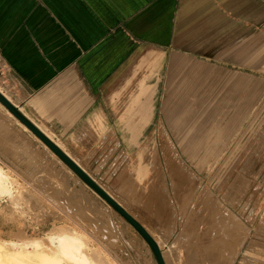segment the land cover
I'll list each match as a JSON object with an SVG mask.
<instances>
[{
	"label": "rangeland",
	"instance_id": "1",
	"mask_svg": "<svg viewBox=\"0 0 264 264\" xmlns=\"http://www.w3.org/2000/svg\"><path fill=\"white\" fill-rule=\"evenodd\" d=\"M198 3L217 9L220 20L216 15L201 33L206 43L197 49L187 44L156 49H164L165 56L154 77L159 86L153 116L142 112V117L132 104L150 71L143 63L127 85L117 88L124 101L115 105L118 117L110 115L109 131L102 138L96 132L85 137L89 146L80 149L87 160L80 163L160 242L166 264H264V15L218 0H189L188 5ZM177 19L176 13L174 25ZM229 40L241 45L230 52H224L229 46L216 44L203 51L205 45ZM142 44L137 40L138 47ZM252 50L258 55L251 59ZM180 51L192 62L168 71L170 56ZM0 87L6 91L1 82ZM173 97L180 104L175 112L187 122H204L195 127L199 136L214 131L196 151L183 146L181 132L170 124ZM122 117L130 123L126 127ZM1 119L11 139L0 136V168L12 178L19 206L0 197V263L7 264L8 253L27 238L54 248L52 237L74 227L91 245L109 243L123 264H159L133 225L2 108ZM129 130H144L138 145L129 142ZM143 147L155 148L156 156L148 150L142 162L147 170L140 173L137 155ZM88 206L94 209L88 212Z\"/></svg>",
	"mask_w": 264,
	"mask_h": 264
},
{
	"label": "crops",
	"instance_id": "2",
	"mask_svg": "<svg viewBox=\"0 0 264 264\" xmlns=\"http://www.w3.org/2000/svg\"><path fill=\"white\" fill-rule=\"evenodd\" d=\"M218 1L264 15L260 1ZM188 2L0 0V82L6 89L2 92L87 171L80 163L87 160V153L80 148L89 146L86 136L96 132L102 138L109 131L110 115L115 116V105L124 101L118 98L117 88H123L129 79L125 82L124 74L118 76L123 68L138 62L147 63L149 72L158 71L165 56L164 49L157 53L158 47L187 44L197 49L206 43H202L201 33L216 15L220 20L217 9L199 3L190 7ZM176 13L179 23L174 25ZM137 40H143L140 47ZM238 43L214 42L205 45L203 51L216 44L229 46L224 52H230ZM248 55L252 59L258 51ZM157 56L160 60L156 63ZM190 62L180 51L170 56L167 70H181ZM154 77L150 80L157 82ZM93 126L98 130H91ZM129 131V142L138 145L144 130ZM148 150L156 156L155 148H142L137 155L140 173L147 170L142 162ZM126 185L123 192L129 189ZM101 186L128 210L114 193Z\"/></svg>",
	"mask_w": 264,
	"mask_h": 264
},
{
	"label": "bare ground",
	"instance_id": "3",
	"mask_svg": "<svg viewBox=\"0 0 264 264\" xmlns=\"http://www.w3.org/2000/svg\"><path fill=\"white\" fill-rule=\"evenodd\" d=\"M139 60V58L135 59V62ZM135 64H129L127 67L125 66L123 70L119 73L118 76H122L125 78V82L128 78L135 74L140 63L136 62ZM135 65V66H134ZM146 66V65H145ZM144 69V68H143ZM170 72L172 70H169ZM159 72L155 69L148 72L144 79H142V83H140L139 88L141 91L135 98L132 99V104H137L138 110L141 112V116L144 117L142 112H146L149 117L153 116L154 108H155V94L157 91L158 81L153 82L151 77L155 76ZM125 76V77H124ZM131 90V89H130ZM0 91H3L0 88ZM129 91V90H128ZM135 91V90H134ZM133 92V91H132ZM130 92V93H132ZM133 95V93H132ZM176 98L171 99V112L169 115V121L173 128L179 129V132L182 134V144L187 149L192 147L195 151L202 146L204 140H208L211 138L213 134V130H208L209 133H203L202 135H198L195 127L196 125L202 124L204 125L203 121H199L197 123L193 121L187 122L185 120L184 114L176 113V110H179L180 104L177 103ZM185 105V104H184ZM0 108L6 111L14 120L24 127V129H28V132L39 142H41L46 149L54 155L62 164L75 176L77 179L83 181V183L90 188L98 197L105 201V203L110 207L114 212H116L123 220L128 222V224L132 225L128 220H126L114 207L108 203L100 194H98L92 187H90L66 162H64L48 145H46L36 134H34L24 123H22L2 102H0ZM186 109H189L188 102L186 104ZM139 115V113H138ZM166 115V114H165ZM125 118V117H124ZM127 118V117H126ZM124 127H126L125 119H123ZM6 121L4 119L0 120V136L2 138H6L7 140L11 139L10 134L8 133V127L6 126ZM185 127L192 128L191 130H183ZM178 132V133H179ZM168 140V139H167ZM171 142V141H170ZM167 142V147L172 146L171 143ZM166 145V144H164ZM173 148V147H171ZM176 148V147H174ZM166 149V147H165ZM164 149V150H165ZM167 150V149H166ZM170 150V149H169ZM168 151V150H167ZM172 152L176 153L175 149H171ZM166 153V152H164ZM173 153V154H174ZM167 154V153H166ZM167 156V155H166ZM169 156V154H168ZM166 158V157H165ZM50 181L52 183H57L61 185L57 176L55 174H49ZM49 182V180L45 179ZM12 178L5 173L0 168V197L1 198H8V200L15 205H18L16 193L13 191L12 187L10 186V182H12ZM106 190V189H105ZM107 191V190H106ZM108 192V191H107ZM46 193H50L46 191ZM109 193V192H108ZM110 194V193H109ZM111 195V194H110ZM92 211L93 207L86 208ZM126 209V208H125ZM127 210V209H126ZM148 230V229H147ZM151 232V231H150ZM23 233V231H21ZM24 235V234H23ZM144 239V238H143ZM145 244L148 242L144 239ZM51 244L54 248L50 247L43 243L39 239H31L27 238V241L20 246L18 249L10 251L7 255L8 262L7 264H123V261L120 259L118 255H114L111 253L109 247V243H105L103 247H97L91 245L90 239L83 234L82 232L77 231L74 227L71 229H67L63 231L61 234H55L52 237ZM159 245L160 242H159ZM148 247L150 245L148 244ZM161 247V246H160ZM151 249V248H150ZM164 253V252H163ZM166 260V259H165ZM167 263V262H166ZM2 264V263H0ZM5 264V263H3Z\"/></svg>",
	"mask_w": 264,
	"mask_h": 264
},
{
	"label": "water",
	"instance_id": "4",
	"mask_svg": "<svg viewBox=\"0 0 264 264\" xmlns=\"http://www.w3.org/2000/svg\"><path fill=\"white\" fill-rule=\"evenodd\" d=\"M0 102H2L22 123H24L34 134H36L46 145H48L64 162H66L90 187L102 196L114 209H116L134 228L144 237L154 252L159 264H166L159 243L148 232V230L112 195H110L78 162H76L66 151H64L52 138L41 130L30 120L18 106H16L2 91H0Z\"/></svg>",
	"mask_w": 264,
	"mask_h": 264
}]
</instances>
